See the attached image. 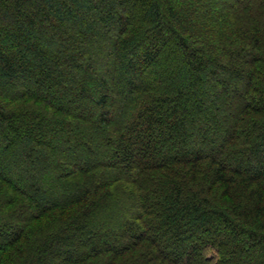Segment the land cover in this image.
<instances>
[{
	"label": "trees",
	"instance_id": "obj_1",
	"mask_svg": "<svg viewBox=\"0 0 264 264\" xmlns=\"http://www.w3.org/2000/svg\"><path fill=\"white\" fill-rule=\"evenodd\" d=\"M0 264H264V0H0Z\"/></svg>",
	"mask_w": 264,
	"mask_h": 264
}]
</instances>
